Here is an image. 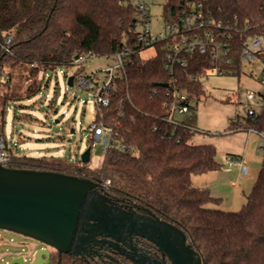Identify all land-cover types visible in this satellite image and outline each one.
<instances>
[{"label":"trees","instance_id":"16d2710c","mask_svg":"<svg viewBox=\"0 0 264 264\" xmlns=\"http://www.w3.org/2000/svg\"><path fill=\"white\" fill-rule=\"evenodd\" d=\"M139 1L145 3L0 0L3 137L8 104L20 100L21 94L30 101L46 85L45 74L59 66H69L79 55L111 57L125 46L132 51L109 91V106H95L96 121L103 122L112 132L100 166L82 164L79 158L74 164L53 157H29L6 141L8 159L4 166L89 179L112 197L150 210L159 219L182 229L204 264H264V156L239 211L205 208L208 204L219 205L221 199L212 196L207 188L193 186L191 177L219 170L221 165L212 144H191L190 138L196 130L197 103L204 96L200 78L216 63L209 54L182 52L179 57L185 65L166 69L173 43L170 39L155 43L152 56L141 57L134 34ZM198 4L219 24L211 30L214 38L227 43L229 49L230 64L217 65L225 75H239L245 40L264 36V0H163V21L177 24L184 12ZM6 39H10L9 44H5ZM81 68L76 73H81ZM15 77L19 83H13ZM176 92L186 93L195 104L188 114L170 122V106ZM230 130L254 131L264 138V98L252 116L237 115ZM48 264L87 263L53 251Z\"/></svg>","mask_w":264,"mask_h":264},{"label":"rangeland","instance_id":"374dc122","mask_svg":"<svg viewBox=\"0 0 264 264\" xmlns=\"http://www.w3.org/2000/svg\"><path fill=\"white\" fill-rule=\"evenodd\" d=\"M163 0L148 3L149 29L152 35L164 31ZM154 54V48L141 51L143 58ZM111 57H91L81 66V73L96 71L99 78L102 71L113 65ZM262 65L244 63L239 75H211L200 78L204 89L195 111V133L191 144H212L216 149L219 170L191 177L195 187L207 188L211 195L221 199L219 205L208 204L207 209L237 212L246 203L264 156V138L254 131H231L230 123L237 115L245 116L249 107L246 92L261 91L258 77ZM75 67H57L46 75V85L28 102L24 95L9 103L4 116L3 135L6 144L16 145L20 154L35 158H59L74 163L81 153L91 146L89 129L96 122V107L93 91H80L76 85L68 87L66 78L75 74ZM50 75V76H49ZM17 77V76H16ZM13 83H19L18 78ZM21 93V92H20ZM257 102V98L254 100ZM256 108V105H251ZM29 115L31 120L27 119ZM179 119L181 116L176 115ZM57 122V123H56ZM243 127H239L242 129ZM74 130V133H71ZM103 146L91 147L89 165L98 167L103 161ZM242 157L241 160L236 157ZM231 160V166L227 161ZM75 164V163H74ZM247 168L244 174L240 170ZM41 244L28 238L0 230V264L18 257L23 264H32L34 253Z\"/></svg>","mask_w":264,"mask_h":264},{"label":"water","instance_id":"95a60500","mask_svg":"<svg viewBox=\"0 0 264 264\" xmlns=\"http://www.w3.org/2000/svg\"><path fill=\"white\" fill-rule=\"evenodd\" d=\"M67 86H73L72 76ZM90 157L87 147L79 160L87 164ZM123 202L83 177L0 164V230L45 247L35 251L32 264H48L53 251L91 264L101 258V250L115 263L111 253L121 250L119 244L126 246L125 238L132 236L155 246L162 257L158 261L127 246L124 255L132 264H204L182 229L145 208L142 216L136 212L140 207L120 205ZM23 263L24 258L17 256L5 264Z\"/></svg>","mask_w":264,"mask_h":264},{"label":"built area","instance_id":"2783aa9c","mask_svg":"<svg viewBox=\"0 0 264 264\" xmlns=\"http://www.w3.org/2000/svg\"><path fill=\"white\" fill-rule=\"evenodd\" d=\"M149 1L152 0H145V3L142 1L137 3L139 9L137 18L139 21L134 28V34L137 45L141 47L139 54L146 48H154L153 45L155 43L170 39L173 43L169 48L167 63L165 64L166 69L171 70L174 65H185V62L179 57L182 52L194 53L199 56H206L209 54L210 58L215 61L216 66L206 70L205 76L224 75V69L220 68L217 64L219 62L222 63V65L230 64L231 58L229 56V49L227 43H220L214 38L211 30H216L219 24L215 23L210 16L205 14L201 5L191 6L189 10L183 13L177 24H168L164 22V31L152 35L149 29ZM9 42L10 39L5 40V44H9ZM5 51L8 52V49L6 48ZM131 52L130 48L125 46L120 51L113 54L111 58L114 60V64L102 71V78L97 76L96 71L89 74H73V85H76L80 91H93L92 97L97 108L108 107L110 103L109 91L115 79L120 76L127 56ZM91 57L94 56L90 54L79 55L65 68L75 67L77 69L82 67L81 65ZM241 60L243 64H253L258 61L262 65L258 77L261 91L257 94L247 91L245 94L249 105L246 113L252 116L259 109L261 100L264 98V36H250L245 40L242 46ZM47 74H45L44 77H46ZM67 79L68 78H66V84ZM256 98L257 102H254ZM194 104L195 102L189 100L186 93L176 92L173 94L169 121L174 122L173 118H175L176 115L183 116L188 114L191 105ZM251 105H256V108H251ZM89 133L91 147L101 144L104 149L109 146L112 132L103 122H94L89 129ZM7 159L8 153L5 152V140L4 137L0 135V164L4 166ZM226 164L231 166L234 163L229 160ZM239 166L240 170L246 174V167H242L241 164H239Z\"/></svg>","mask_w":264,"mask_h":264},{"label":"flooded vegetation","instance_id":"af4514ba","mask_svg":"<svg viewBox=\"0 0 264 264\" xmlns=\"http://www.w3.org/2000/svg\"><path fill=\"white\" fill-rule=\"evenodd\" d=\"M116 198V197H115ZM118 199H123V198H118ZM124 202L120 203L126 206H138V205H134L132 203H130L129 201H126L125 199H123ZM140 207V206H138ZM136 212L142 216H145V212L141 209H136ZM126 241V246L119 244V247L121 248V250L116 251L115 253H111L112 257L115 259V263L109 261L107 258H105L103 255L104 253H107L104 250H101L100 253H102V256L100 259H94L93 263L94 264H132L130 261H128L125 257V251L127 250V246H131L133 248L136 249L137 253H141V254H146L147 256L152 257L155 260L158 261H162V257L160 255V253L157 252L155 246H153L152 244L148 243L147 241H145L142 238L139 237H135L132 236L130 237V239L128 237L125 238ZM107 246V245H105ZM40 248H45V247H40ZM39 248V249H40ZM94 249H96V247H94ZM126 249V250H125Z\"/></svg>","mask_w":264,"mask_h":264},{"label":"crops","instance_id":"0c3cea01","mask_svg":"<svg viewBox=\"0 0 264 264\" xmlns=\"http://www.w3.org/2000/svg\"><path fill=\"white\" fill-rule=\"evenodd\" d=\"M248 132H249V131H248ZM236 158H237V159H239V160H241V159H242V157H238V156H237ZM246 169H247V168H246ZM247 172H248V171H247ZM247 172H246V173H247Z\"/></svg>","mask_w":264,"mask_h":264}]
</instances>
